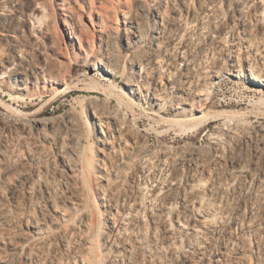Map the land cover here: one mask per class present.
<instances>
[{"label": "bare ground", "instance_id": "6f19581e", "mask_svg": "<svg viewBox=\"0 0 264 264\" xmlns=\"http://www.w3.org/2000/svg\"><path fill=\"white\" fill-rule=\"evenodd\" d=\"M0 264H264V0H0Z\"/></svg>", "mask_w": 264, "mask_h": 264}, {"label": "rangeland", "instance_id": "374dc122", "mask_svg": "<svg viewBox=\"0 0 264 264\" xmlns=\"http://www.w3.org/2000/svg\"><path fill=\"white\" fill-rule=\"evenodd\" d=\"M26 31V36L29 35V23L28 25L26 26V29L24 30ZM84 69V70H83ZM82 71L81 72H76L75 73V77H79L81 79H84L85 76H87L88 72L89 74H92V73H95V71L93 70H90V71H87L86 67H83ZM97 74H101L100 72L97 73ZM97 80H99L101 78L100 75H96L95 77ZM231 80L233 82H239L238 79L236 78H231ZM118 84H119V87L120 89H125L124 87V84L122 82V79L119 78L118 79ZM104 83V82H103ZM246 84V83H245ZM73 85H70V89H74V86L72 87ZM239 87L240 86H243V85H238ZM3 89L6 90V87L5 86H1ZM239 87L237 89H239ZM224 88L227 89V86H224ZM234 88H235V85H234ZM7 91V90H6ZM240 91V89H239ZM8 92V91H7ZM221 93L222 92H219V95H217V99L216 101L219 102L221 99ZM240 92L238 93L237 91H230V93L228 94L229 98H235V101L237 103H240L239 101H241V99H237L239 96H240ZM79 93L78 92H72L70 93L69 95L65 96V95H49L48 97L45 98V101H43L42 103H40L42 106H46V108L48 109L49 111V116H52V115H61L62 113H65L68 109L71 108V106L73 105V100H74V97H78ZM230 99H227V102H230L229 101ZM234 100V99H232ZM238 100V101H237ZM84 104H81L80 105V108L83 107ZM252 104L248 101L244 102V104L242 105V108L245 109V111H252L253 110V105L251 106ZM58 107H61V111L57 113V108ZM148 110V109H147ZM256 116V118H251V120H261L259 118V116H257L256 114H254ZM136 116L141 119L143 121V125H150L151 123H153L152 119H151V115H149V112L145 111L144 109L142 108H137L136 109Z\"/></svg>", "mask_w": 264, "mask_h": 264}]
</instances>
